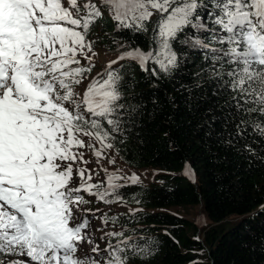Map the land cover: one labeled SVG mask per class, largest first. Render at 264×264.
I'll list each match as a JSON object with an SVG mask.
<instances>
[{
  "label": "snow or ice",
  "instance_id": "6c2138e0",
  "mask_svg": "<svg viewBox=\"0 0 264 264\" xmlns=\"http://www.w3.org/2000/svg\"><path fill=\"white\" fill-rule=\"evenodd\" d=\"M106 13L149 47L130 43L92 75L89 33ZM125 60L157 79L196 61L193 98H215L220 143L257 155L264 0H0V264H132L150 254L118 215L87 207L86 196L121 203L120 190L141 182L102 163L116 165L135 120L113 67ZM185 175L195 180L191 168Z\"/></svg>",
  "mask_w": 264,
  "mask_h": 264
},
{
  "label": "trees",
  "instance_id": "16d2710c",
  "mask_svg": "<svg viewBox=\"0 0 264 264\" xmlns=\"http://www.w3.org/2000/svg\"><path fill=\"white\" fill-rule=\"evenodd\" d=\"M89 38L110 60L130 43L149 47L147 37L117 31L107 13ZM120 64L113 67L120 71L123 102L135 120L118 153L128 166L153 171L152 182L120 190L122 203L141 211L116 214L118 225L135 230L137 242L150 248L132 264H264V160L259 158L264 140L254 137L257 155L220 143L223 117L209 111L215 98H193L196 61L159 79L133 61ZM186 168L195 180L185 175ZM198 206L206 217L201 226L190 218Z\"/></svg>",
  "mask_w": 264,
  "mask_h": 264
},
{
  "label": "clouds",
  "instance_id": "9594fccd",
  "mask_svg": "<svg viewBox=\"0 0 264 264\" xmlns=\"http://www.w3.org/2000/svg\"><path fill=\"white\" fill-rule=\"evenodd\" d=\"M108 61H110V59H107L105 62L107 63ZM105 63V64H106ZM105 64H103L101 67H100V69L98 70V71H103V66L105 65ZM97 69V68H96ZM95 75V74H94ZM117 157H118V159H119V161L121 162V164L122 165H124L125 167H127L128 169H133L134 171H137V172H140V171H145L144 169H137V168H134V167H130V166H128L125 162H124V160H122L121 159V156H120V154L118 153V155H117ZM149 174L147 175L148 177H150V179H146V180H144L143 178H140L138 175V177L140 178V183L139 184H137V185H141V184H143V183H148V182H152L153 181V177H152V170H149ZM185 173V172H184ZM129 174L131 175V174H136V172H134V173H130L129 172ZM127 175H128V173H127ZM104 178V175H99L98 177H95V179L96 180H100V179H103ZM87 199H91L92 200V203L90 204V205H87V207H89V208H92V209H97V208H99V209H101L102 211H104V212H107L109 215H116V214H120V213H137V212H139V211H141V209L140 208H136V207H132V206H129V205H127L126 203H113V204H111V205H105V204H103L102 202H99V201H97L96 199H95V197H88ZM97 215H99V213H97ZM199 222V221H198ZM96 224H99V221H96L95 222ZM200 225V224H199ZM117 227H119V225H117ZM99 235H100V233H96V236L97 237H99ZM200 241H201V239H200ZM97 242L98 243H100V241L99 240H97ZM100 246H101V248H103L104 247V243H100Z\"/></svg>",
  "mask_w": 264,
  "mask_h": 264
},
{
  "label": "rangeland",
  "instance_id": "374dc122",
  "mask_svg": "<svg viewBox=\"0 0 264 264\" xmlns=\"http://www.w3.org/2000/svg\"><path fill=\"white\" fill-rule=\"evenodd\" d=\"M94 50L97 51V47H94ZM97 52L99 53V55L97 57V61H96L97 62V69H94L93 70L92 75L96 74V72L100 69V67L103 64L106 63L105 61L107 59H110L111 58L110 56H107L106 49H104V48L102 49V51H97ZM87 158L88 157L86 156V159ZM116 160H117V163L114 166L108 164L107 161H103L102 163H103V165L105 167H107L109 169L110 172L111 171H115L116 169H122L123 170V174H127L128 173V175H130L129 172L130 173L136 172V175H138L140 178H143L144 180L150 179V177L147 176L150 173L149 170L137 172V171H134L133 169H128L127 167H125L124 165H122L117 156H116ZM93 162H94V158H93ZM89 167H92V165H89ZM100 175H105V174L101 171L100 172ZM96 177H98V176H96ZM86 198H88V197L86 196ZM203 210L204 209L202 208V206H198V207L193 208L192 211H191V213H190V218H193L196 221H198V217L201 214L203 221L200 224V226L203 225V223L206 220V217H205V214H204V211ZM202 237L203 236L201 235V238Z\"/></svg>",
  "mask_w": 264,
  "mask_h": 264
},
{
  "label": "water",
  "instance_id": "95a60500",
  "mask_svg": "<svg viewBox=\"0 0 264 264\" xmlns=\"http://www.w3.org/2000/svg\"><path fill=\"white\" fill-rule=\"evenodd\" d=\"M198 221H199V224H201L202 221H203L201 214H200L199 217H198ZM201 241H202V239H201Z\"/></svg>",
  "mask_w": 264,
  "mask_h": 264
}]
</instances>
